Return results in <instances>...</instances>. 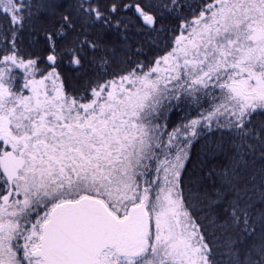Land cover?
Listing matches in <instances>:
<instances>
[{
  "label": "snow or ice",
  "instance_id": "1",
  "mask_svg": "<svg viewBox=\"0 0 264 264\" xmlns=\"http://www.w3.org/2000/svg\"><path fill=\"white\" fill-rule=\"evenodd\" d=\"M0 264H264V0H0Z\"/></svg>",
  "mask_w": 264,
  "mask_h": 264
}]
</instances>
